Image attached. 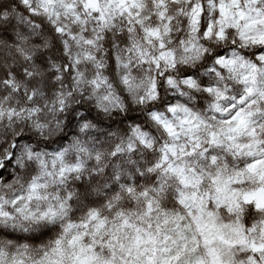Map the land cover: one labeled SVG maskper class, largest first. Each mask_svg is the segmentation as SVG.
I'll use <instances>...</instances> for the list:
<instances>
[{"label": "clouds", "instance_id": "9594fccd", "mask_svg": "<svg viewBox=\"0 0 264 264\" xmlns=\"http://www.w3.org/2000/svg\"><path fill=\"white\" fill-rule=\"evenodd\" d=\"M0 264H264V0H0Z\"/></svg>", "mask_w": 264, "mask_h": 264}]
</instances>
